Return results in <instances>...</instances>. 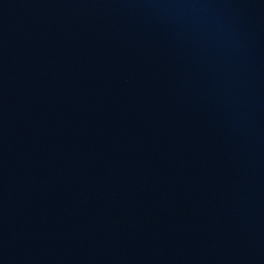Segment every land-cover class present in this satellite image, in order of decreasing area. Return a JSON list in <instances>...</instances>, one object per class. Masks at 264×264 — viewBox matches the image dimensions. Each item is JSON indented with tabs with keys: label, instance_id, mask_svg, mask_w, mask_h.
I'll return each mask as SVG.
<instances>
[{
	"label": "water",
	"instance_id": "obj_1",
	"mask_svg": "<svg viewBox=\"0 0 264 264\" xmlns=\"http://www.w3.org/2000/svg\"><path fill=\"white\" fill-rule=\"evenodd\" d=\"M0 264H264V0H0Z\"/></svg>",
	"mask_w": 264,
	"mask_h": 264
}]
</instances>
